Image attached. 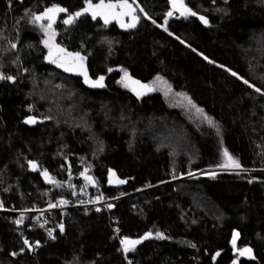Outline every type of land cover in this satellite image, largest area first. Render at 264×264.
<instances>
[{"label": "trees", "instance_id": "trees-1", "mask_svg": "<svg viewBox=\"0 0 264 264\" xmlns=\"http://www.w3.org/2000/svg\"><path fill=\"white\" fill-rule=\"evenodd\" d=\"M127 1L134 27L92 19L89 0H0L1 205L117 198L67 212L62 229L58 213L43 227L0 213V264H264V0H185L169 19L173 0ZM48 8L65 10L51 27L35 20ZM46 29L82 74L48 59ZM122 71L161 77L169 100L121 87ZM207 169L221 170L190 176ZM122 240L139 243L124 254Z\"/></svg>", "mask_w": 264, "mask_h": 264}, {"label": "rangeland", "instance_id": "rangeland-1", "mask_svg": "<svg viewBox=\"0 0 264 264\" xmlns=\"http://www.w3.org/2000/svg\"><path fill=\"white\" fill-rule=\"evenodd\" d=\"M130 2H132V1H130ZM118 8H120L122 10L119 13L121 15L125 14V12L127 11V7H120L119 6ZM87 9L89 10V12L87 10V13H90L92 15L93 10L90 11L89 7ZM103 11L106 14H110V16H112V18H113V16L119 18V14H113L112 10H103ZM187 12H188V7L185 4V0H175V3H174V0H173V3L171 5V9L169 10V12L167 14V18L169 19V18H172V17H175V18L186 17L187 14H188ZM169 13H171V15H169ZM92 17H93V15H92ZM96 17H100V15H96ZM44 19H45V22H47L46 24H48L47 26H49V24H51V22H53V20H54L53 17H52L51 20L48 17H44ZM130 24L132 25L133 22L130 23ZM47 28H49V27H47ZM55 39L56 38H55L54 34L51 32V29H46L45 38H44L43 42H44L45 48H46L47 53H48V55H47L48 59L50 61L56 60L58 55L66 53L64 49H62L60 46H58L56 44ZM46 41H47V43H45ZM61 49L63 51H60ZM50 52H51V56H50ZM73 57H74L75 60L71 64L59 63V62H57V60H56V63H54V64H57L58 66L60 64H64L65 67H69V68L72 69L71 71H66V72H69V73L77 72L78 74H82L83 69L81 68V66L84 65V59L81 60L79 58V57H82L81 55H79V57H77L76 55H73ZM65 67H60V68L65 70ZM118 82H119L121 87L133 92L135 95H137L139 97L145 95L147 92H149L152 89H156L160 93H162L165 97H167V100H169L170 87L161 77L156 78V82H151L148 85H144V84H141V83L135 81L133 78H131L127 72L122 71L121 74H120ZM94 85L98 86L99 84L95 83ZM158 128L159 127H155L153 125V139H154V141L161 147L169 145L168 142L170 141L171 138L170 137H166V136H169V135H165V136L161 135L162 133L163 134L166 133V131H162L159 134L158 131L162 130V129H160V128L158 129ZM179 142L181 143V141H179ZM219 170H221V169H207L205 171H201V172H198V173H193L190 176H193V175H196V174H208V173H212V172L219 171ZM227 170H231V169H227ZM233 171H239V170H233ZM81 178H82V181H83V184H84L85 187L94 186V181L92 179V176L87 171H83L82 172ZM112 181L114 182L115 179L112 178ZM192 196H193V201L197 205H199V208L205 209L206 211L210 212V214L213 217H219L220 214L218 213V211L216 209H214L210 205V203L206 199H204L200 194L194 193V194H192ZM122 246L124 248H129V247H133V244L127 243V244H122Z\"/></svg>", "mask_w": 264, "mask_h": 264}, {"label": "built area", "instance_id": "built-area-1", "mask_svg": "<svg viewBox=\"0 0 264 264\" xmlns=\"http://www.w3.org/2000/svg\"><path fill=\"white\" fill-rule=\"evenodd\" d=\"M115 199H93L89 200L86 198H78L75 202L67 203L62 200H58L53 205L44 207V208H29V209H8L4 208L0 203V213H9L14 214L17 216H28L30 219L39 227L45 226L49 222L48 216L53 215L54 213H58L60 223L59 228L61 229V226L63 228V221L67 214V212L71 210H83L87 211L89 209H98V208H106L110 203L115 201ZM129 252L132 250V247L127 248L128 250L125 251ZM126 262H129V260H126Z\"/></svg>", "mask_w": 264, "mask_h": 264}, {"label": "snow or ice", "instance_id": "snow-or-ice-1", "mask_svg": "<svg viewBox=\"0 0 264 264\" xmlns=\"http://www.w3.org/2000/svg\"><path fill=\"white\" fill-rule=\"evenodd\" d=\"M174 3H175V0H174ZM124 6H127V0H124V3H122L120 5V7H124ZM117 7V5L115 4H105L103 2V0H101V2L99 4H96L95 6H93L89 0V9H93V12H92V15H93V18L96 17V15H105V23L108 22V19H107V14L103 11V10H112V9H115ZM88 9H85V11H87ZM57 11H65L64 9L62 8H48L46 9V11L42 14V15H37L35 16V20H41L42 18L44 17H48L50 20L52 19L51 16H49V13H53V12H57ZM114 14V13H113ZM183 14V13H182ZM192 15H195V13H191ZM81 15V13H76L75 16H79ZM169 15H171V13H169ZM74 19V17L72 16H69V18L67 20L64 21V23H71L72 20ZM200 19L205 23L207 24L208 21L203 17L201 16ZM123 26V25H122ZM135 25L132 24V25H129V27H134ZM49 27H51V24H49ZM47 43V41L45 42ZM60 51H63L62 49ZM71 55V54H69ZM77 57H79V54H75ZM50 56H51V52H50ZM81 60L83 59V57H79ZM53 63H56V60H53L52 61ZM60 67H65L64 64H60L59 65ZM72 69L69 68V67H65V71H71ZM233 75H236V73H232ZM9 79H11L9 77ZM103 79V77H101V80ZM245 83H248L247 81H245ZM95 86V85H94ZM102 86V85H101ZM256 91H260V89H256ZM211 123V121H209ZM225 155L227 156V152L225 151ZM35 166V165H33ZM235 166L236 167H239V164L238 163H235ZM46 175V173H45ZM121 183H123V181H121ZM61 229H62V226H61ZM150 235V234H149ZM157 235H160L159 233ZM147 238V237H145ZM27 243V242H26ZM122 244H127V243H131V244H136V243H139V241H127V240H122L121 241ZM233 243H235V241H233ZM128 249L125 248V251H127ZM245 251H250L249 249H246ZM243 254V253H242Z\"/></svg>", "mask_w": 264, "mask_h": 264}, {"label": "flooded vegetation", "instance_id": "flooded-vegetation-1", "mask_svg": "<svg viewBox=\"0 0 264 264\" xmlns=\"http://www.w3.org/2000/svg\"><path fill=\"white\" fill-rule=\"evenodd\" d=\"M122 3H124V0L123 1H116V2H110L109 1V2H106L105 4H115V5H117V7L115 9H112V12L114 14H119L120 11H122V10L120 8H118V7ZM97 4H99V3H97ZM92 5L95 6L96 4H92ZM124 7H127V11L123 15L119 14V18L114 17V16L112 18V16H110V14H107V19H108L107 23L116 22L119 26L126 27V26H129L130 23L135 22V16H134V12H133V10H134L133 5L130 2L127 1V6H124ZM91 10H93V9H90V11ZM88 12H89V10H88ZM87 14L91 15L90 13H87ZM91 17H92V15H91ZM92 19L100 20L102 22H105V15H100V17H96V18L92 17ZM81 68L83 69L84 66H81ZM75 73L78 74L77 72H75Z\"/></svg>", "mask_w": 264, "mask_h": 264}, {"label": "water", "instance_id": "water-1", "mask_svg": "<svg viewBox=\"0 0 264 264\" xmlns=\"http://www.w3.org/2000/svg\"><path fill=\"white\" fill-rule=\"evenodd\" d=\"M57 62L59 63H64V64H71L74 62V57H72L71 55L69 54H66V53H63V54H60L57 56L56 58ZM32 118L31 117H28V118H25L22 123L24 124H27L29 121H31ZM46 173V175H45ZM40 177L42 178L43 182L45 184H55V182L53 181V179L49 176V173L47 171H43L40 173ZM219 252H216L215 256H214V259L217 258Z\"/></svg>", "mask_w": 264, "mask_h": 264}]
</instances>
